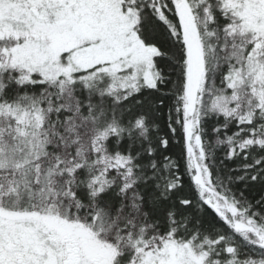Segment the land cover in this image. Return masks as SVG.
Wrapping results in <instances>:
<instances>
[{
  "label": "snow or ice",
  "instance_id": "snow-or-ice-1",
  "mask_svg": "<svg viewBox=\"0 0 264 264\" xmlns=\"http://www.w3.org/2000/svg\"><path fill=\"white\" fill-rule=\"evenodd\" d=\"M0 264H264V0H0Z\"/></svg>",
  "mask_w": 264,
  "mask_h": 264
}]
</instances>
